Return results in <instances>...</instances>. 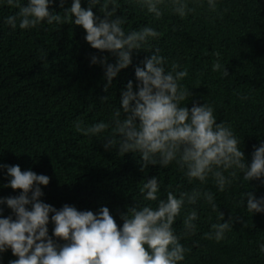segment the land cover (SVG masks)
<instances>
[{
	"label": "trees",
	"instance_id": "trees-1",
	"mask_svg": "<svg viewBox=\"0 0 264 264\" xmlns=\"http://www.w3.org/2000/svg\"><path fill=\"white\" fill-rule=\"evenodd\" d=\"M71 3L66 0L61 8L60 0H55L49 11L62 14ZM81 6L87 9V0H81ZM16 11L0 5V165H18L22 171L48 176L50 183L41 186L43 203L57 210L69 205L94 214L107 207L122 227L121 216L138 206L142 181L160 176L165 186L175 185L182 183L180 174L159 165L142 172L137 154L122 157L115 150L106 151L105 141L80 135L73 122L107 120L111 108L120 107L129 81L135 88V70L143 67L153 51H134L131 65L121 70L105 92V68L91 64V57L105 56L109 64H115L116 57L92 49L79 26L45 25L13 32L3 19ZM93 13L102 18L98 6ZM218 13L198 8L184 19L166 14L157 21L121 0L117 16H127L126 28L151 24L163 34L152 47L159 48L170 62L187 67L189 76L183 83L191 97L186 106L213 104L217 123L232 124L250 165L254 150L264 141V0H222ZM216 51L227 67V78L211 71ZM244 96L248 99L243 100ZM104 97H110L107 103H102ZM7 184L6 169H0V198L20 195ZM249 192L257 199L264 197V179L248 184L238 181L230 191L217 193L223 222L231 220L233 228L220 243L203 238L217 222V213L206 205L198 206L199 230L181 241L191 249L185 264H264L259 253V244L264 243V213H247L246 199L243 207H236L239 194L246 197ZM3 213L15 219L6 205ZM53 227L49 223L50 236ZM175 227L182 233V220ZM14 259L11 250L2 256L3 264Z\"/></svg>",
	"mask_w": 264,
	"mask_h": 264
},
{
	"label": "clouds",
	"instance_id": "clouds-1",
	"mask_svg": "<svg viewBox=\"0 0 264 264\" xmlns=\"http://www.w3.org/2000/svg\"><path fill=\"white\" fill-rule=\"evenodd\" d=\"M65 2L60 0L61 8ZM87 2L85 9L81 0H72L71 7L62 14L49 11L55 0H0V5L17 9L3 19L13 32L45 25L81 27L92 49L117 58L115 64H109L105 56L91 57V64L105 68V92L121 70L131 65L134 51L152 50L143 67L135 70V88L129 81L121 93L120 107H112L107 120L88 124L77 119L73 127L84 137L105 141L106 151L115 150L122 157L137 154L142 172L149 166L172 168L180 174L182 183L165 186L160 176L142 181L138 185V206L121 216L123 225L118 227L107 207L94 214L69 205L57 210L43 203L41 186L50 183L48 176L22 171L18 165H0V169H6V187L20 191L16 197L0 198V264L9 250L17 257L9 264H185L191 249L181 241L199 230L198 206L206 205L217 213V222L210 225L204 239L220 243L233 230L231 220L223 222L217 193L230 191L238 181L248 184L264 179V141L254 150L251 164H247L241 139L232 124L217 123L213 104H194L191 109L186 106L191 97L190 89L183 83L189 76L187 67L178 61L170 62L159 48L152 47V42L163 34L151 24L126 28L127 16H117L121 0ZM124 3L158 21L166 14L184 19L198 8L219 15L222 0ZM97 6L102 18L93 13ZM213 56L211 71L229 77L221 53L216 51ZM109 99L104 97L102 103ZM245 199L247 213H264V197L257 199L250 192L246 197L239 194L236 207H243ZM5 205L15 219L11 215L4 217ZM178 220L183 226L179 234L175 227ZM49 223L54 225L51 236ZM259 253L264 256V243L259 244Z\"/></svg>",
	"mask_w": 264,
	"mask_h": 264
}]
</instances>
